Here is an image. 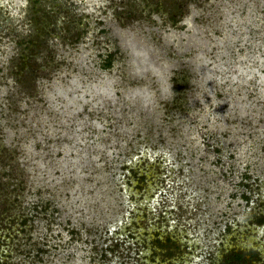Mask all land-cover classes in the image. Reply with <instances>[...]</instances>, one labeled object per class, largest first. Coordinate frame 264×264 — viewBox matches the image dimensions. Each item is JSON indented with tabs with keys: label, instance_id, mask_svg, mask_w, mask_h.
Returning <instances> with one entry per match:
<instances>
[{
	"label": "rangeland",
	"instance_id": "rangeland-1",
	"mask_svg": "<svg viewBox=\"0 0 264 264\" xmlns=\"http://www.w3.org/2000/svg\"><path fill=\"white\" fill-rule=\"evenodd\" d=\"M156 234L264 264V0H0V264H158Z\"/></svg>",
	"mask_w": 264,
	"mask_h": 264
},
{
	"label": "flooded vegetation",
	"instance_id": "flooded-vegetation-1",
	"mask_svg": "<svg viewBox=\"0 0 264 264\" xmlns=\"http://www.w3.org/2000/svg\"><path fill=\"white\" fill-rule=\"evenodd\" d=\"M152 237L153 238H151L150 240L152 241L151 250H152V258H153V260L155 261V256L159 255L161 262H159L158 264H162L163 260H165L164 262H170L171 259H169L168 257H166L165 259L162 260V252H163V255L166 253V247H165L166 245L164 244L165 241L164 240L162 241V239H159V236L157 234L156 235H152Z\"/></svg>",
	"mask_w": 264,
	"mask_h": 264
},
{
	"label": "bare ground",
	"instance_id": "bare-ground-1",
	"mask_svg": "<svg viewBox=\"0 0 264 264\" xmlns=\"http://www.w3.org/2000/svg\"><path fill=\"white\" fill-rule=\"evenodd\" d=\"M139 157H143V158H145L146 161L148 160L147 153H145V152H143V154H141V156H139ZM156 157H157V158H160V159L162 158L161 161H163V162L165 161V163L168 162V159H167L166 154H165V155H163V154H157ZM128 165H130V166L133 165V162H132V163H129ZM151 210H152V211H155V210H153V209H151ZM119 225H120V223H119ZM114 228H115V227H112V230H114ZM120 228H121V227H118V229H120Z\"/></svg>",
	"mask_w": 264,
	"mask_h": 264
}]
</instances>
